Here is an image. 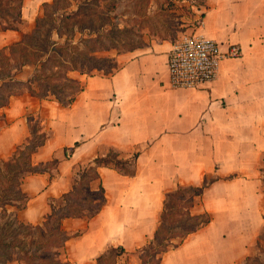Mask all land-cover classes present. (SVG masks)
<instances>
[{
	"label": "crops",
	"instance_id": "crops-1",
	"mask_svg": "<svg viewBox=\"0 0 264 264\" xmlns=\"http://www.w3.org/2000/svg\"><path fill=\"white\" fill-rule=\"evenodd\" d=\"M52 2L21 0L22 19L17 30L0 31V49L30 32L44 4ZM206 7L196 33L224 50L236 44L242 51L240 58L221 62L214 82L171 88L168 55L173 43L164 41L130 54L111 76L72 73L84 90L70 107L24 91L0 108V162L29 136L28 115L49 134L33 155V165L59 161L45 173L27 175L22 184L26 206L9 210L32 225L49 212L52 199L71 189L80 165L108 153L102 148L123 158L139 154L134 176L99 168L106 204L96 216L62 221L70 235L83 232L66 243L63 258L73 264H93L111 243L126 250L139 247L156 231L168 192L210 178L217 180L192 211L208 212L211 222L167 252L161 264H240L248 256V243L263 231L257 237L251 233L264 219V0H207ZM27 68L19 80L30 77H22Z\"/></svg>",
	"mask_w": 264,
	"mask_h": 264
},
{
	"label": "trees",
	"instance_id": "trees-1",
	"mask_svg": "<svg viewBox=\"0 0 264 264\" xmlns=\"http://www.w3.org/2000/svg\"><path fill=\"white\" fill-rule=\"evenodd\" d=\"M70 1L53 0L44 4L33 29L17 43L0 49V108L8 106L13 95H21L24 91L39 100L70 107L76 95L84 90L83 82L70 75L93 76L97 75L95 72L105 70L94 54L118 25L108 18L104 22L97 13L90 17L102 0H73L74 10H70ZM108 6L112 11L117 3L109 0ZM83 14L87 20L81 19ZM21 19V0H0V31L17 30L16 24ZM27 67L32 69L30 77L26 81L19 80L17 76ZM109 67L102 76H111L119 69ZM27 121L29 136L16 147L10 159L0 162V218L4 217L0 224V264L14 261L20 264H73L63 258L66 243L83 232L70 235L62 227V221L71 218L89 221L96 216L106 204L99 168L108 167L134 176L139 154L136 152L123 158L116 150L109 149L105 156L80 165L73 176L71 189L59 198L58 204L52 199L49 212L40 223L32 225L11 216L9 209L21 210L26 206L29 199L22 191V184L27 175L45 173L55 168L59 161L54 159L33 165V155L46 143L49 134L36 129L37 120L33 116L28 115ZM78 146L79 142L75 143L70 152ZM216 180L205 179L200 186L178 185L165 195L153 236L142 247L129 252L135 254V264H161L167 252L182 246L191 235L211 222L208 212L195 214L192 209ZM256 245L264 255V229ZM122 254H128V250L122 246L111 247L96 258V263L127 264L119 262ZM251 260L248 255L243 264L255 261L264 264L259 259Z\"/></svg>",
	"mask_w": 264,
	"mask_h": 264
},
{
	"label": "rangeland",
	"instance_id": "rangeland-1",
	"mask_svg": "<svg viewBox=\"0 0 264 264\" xmlns=\"http://www.w3.org/2000/svg\"><path fill=\"white\" fill-rule=\"evenodd\" d=\"M115 1L117 3L115 10L110 11L108 9L109 0H102L99 4L100 7L97 8V11H94L91 14L92 16L88 15L90 17H95L97 13V15L101 19H103L104 22H106V19L108 18L111 22H114L116 25H118V28L115 31H112V33H110L108 37L104 38V43L99 45V52L94 54V56L100 59L101 65L105 67L104 71L95 72L97 73V75L101 76L106 73V70L110 68L109 66L119 67L120 64L126 58H128L130 54H138L148 51L164 41L174 43L182 36L193 35L194 33H196V27L200 25L201 15L206 9L207 2V0ZM70 2L71 3L69 4H72L70 10H74L76 4L73 0H71ZM81 19L87 20L88 18L83 14L81 15ZM105 48L110 49L106 50ZM31 72L32 69L28 67L22 74V77L28 76L29 74H31ZM34 126L38 130L41 128L39 121H37ZM107 149L108 148H102V153H107ZM132 154L133 153H130L129 155L132 156ZM260 166V181L262 189L264 190V158ZM50 203L51 201L49 202V206ZM58 203L59 198L56 199V204ZM10 212L11 216H13V212ZM3 219L4 217L0 218V224L3 222ZM241 224L243 226H246V228L249 227V222H242ZM258 224L259 223L257 222V228L251 231L253 235L254 231H256V237L259 235L260 231L264 229V219L261 221L260 225ZM145 242L146 240L144 239L139 244V247H142ZM255 242L256 238L248 243L246 256L250 255L252 259L251 261H253L254 259H259V261L264 262V255L257 249V245ZM118 246L119 245L116 242L111 243L110 245L106 246L100 254L104 253L111 247L117 248ZM134 249L130 248L128 250V254H122V256L119 258V262L135 264V254L129 253L134 251ZM239 263L243 264L244 261H241ZM93 264H97L95 259ZM251 264H258V262H251Z\"/></svg>",
	"mask_w": 264,
	"mask_h": 264
},
{
	"label": "built area",
	"instance_id": "built-area-1",
	"mask_svg": "<svg viewBox=\"0 0 264 264\" xmlns=\"http://www.w3.org/2000/svg\"><path fill=\"white\" fill-rule=\"evenodd\" d=\"M241 55V48L236 44L224 50L219 42L202 34L182 36L172 44L168 55L170 86L196 89L214 82L221 62Z\"/></svg>",
	"mask_w": 264,
	"mask_h": 264
}]
</instances>
